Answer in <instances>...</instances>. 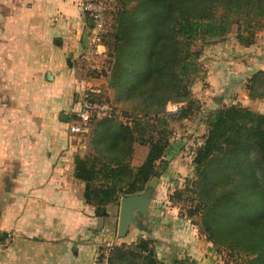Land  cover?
<instances>
[{"label":"trees","instance_id":"obj_1","mask_svg":"<svg viewBox=\"0 0 264 264\" xmlns=\"http://www.w3.org/2000/svg\"><path fill=\"white\" fill-rule=\"evenodd\" d=\"M105 2L104 56L98 67L86 69L89 78L99 81L92 85L98 92H89L88 98L107 102L111 110L91 117L82 135L86 152L74 158L83 198L103 221L122 196H150V180L168 167L170 123L182 126L202 113L191 87L202 72L203 49L229 36L247 46L264 29V0ZM84 16L91 28L88 12ZM245 88L250 99L264 101V67L247 78ZM168 103L176 107L169 110ZM201 115L205 133L190 155L193 177L168 199L186 195L190 205L179 213L197 226L222 264H264V113L234 102ZM136 144L147 150L133 166ZM102 227L103 222L96 231ZM107 261L166 264L156 256L153 239L142 236L113 244Z\"/></svg>","mask_w":264,"mask_h":264},{"label":"crops","instance_id":"obj_2","mask_svg":"<svg viewBox=\"0 0 264 264\" xmlns=\"http://www.w3.org/2000/svg\"><path fill=\"white\" fill-rule=\"evenodd\" d=\"M80 1L26 0L22 37L10 21L13 13L0 11V264H93L103 241L129 243L139 236L153 239L166 264H222L168 195L189 178L192 168L178 148L201 143V114L234 102L264 110V101L250 99L245 88L247 78L264 67V29L247 46L229 36L203 49L202 72L191 87L203 111L186 121L190 138L171 139L164 155L168 167L150 185L145 212L134 211L126 234L118 237V206L104 221L96 217L83 198L84 182L74 176V158L86 152V139L69 133L67 124L84 86L99 84L86 66L100 57L83 42L89 26ZM139 149L134 145L133 166L147 150L136 159Z\"/></svg>","mask_w":264,"mask_h":264},{"label":"built area","instance_id":"obj_3","mask_svg":"<svg viewBox=\"0 0 264 264\" xmlns=\"http://www.w3.org/2000/svg\"><path fill=\"white\" fill-rule=\"evenodd\" d=\"M84 11L92 21V27L89 28L87 37L90 43V52L92 56H104L105 47L101 43L100 34L106 31V7L105 0H84L81 3ZM91 68H96L98 65H89ZM89 92H98L91 85L86 84L80 96H77L78 106L75 109V118L69 119L67 124L68 132L71 134L82 136L87 132L91 117L97 118L107 115L111 110L110 105L105 101H95L88 98ZM174 104L172 108H175ZM113 246L111 241L105 240L100 247V258H96L93 264H108L107 258L109 249Z\"/></svg>","mask_w":264,"mask_h":264},{"label":"rangeland","instance_id":"obj_4","mask_svg":"<svg viewBox=\"0 0 264 264\" xmlns=\"http://www.w3.org/2000/svg\"><path fill=\"white\" fill-rule=\"evenodd\" d=\"M83 1L84 0L80 1V7L82 9V13L84 12V9L81 6V3ZM0 11L1 12L9 11V12L13 13L12 14L13 17H12V19H10V21L12 22V26L14 27L16 33H18V30L20 29V27H26V0H0ZM86 26H88V25L86 24ZM18 34H19L18 35L19 37H22L21 33H18ZM16 38H17V35H16ZM99 58H101V56ZM102 58H103V55H102ZM20 59H21V57H20ZM98 63H99V61H98ZM98 63H97V65H98ZM108 95L110 97H112V91H110V93ZM173 105L174 104L168 103L166 108L169 109V110L174 109V108H172ZM118 110H121L120 106L118 107ZM257 111H259V110H257ZM261 113H264V110L261 111ZM185 123L186 122L181 124L182 126H178V123H176V122H172V124L170 123V126L172 127L171 128V131H172L171 139H174V138L176 139V138L180 137V138H183V139L187 140L188 138L191 137L192 134H186L185 133V132H187L185 127H187L189 125L188 123H186L187 125H185ZM178 127H180V128H178ZM197 133H199V132L197 131ZM199 135L200 134H196L195 137L196 138L200 137ZM201 141H202V139H201ZM136 145L138 147H140V149L146 148L145 146H141V145H138V144H136ZM196 146L197 145H195L194 148H196ZM140 149L136 153V157H137L136 159L140 158V156L143 153V151H141ZM181 150L185 152L183 154L184 158L182 159V162L185 163L186 168L189 170L190 167L192 168V165L188 161H190V159H191L190 155L193 154V150L194 149H190V148L187 149L185 145H181V148L179 147L178 151L182 152ZM192 177H193V168L190 170V175H189L188 180H190ZM188 180L186 179V181H188ZM184 183H185V181H184ZM185 196L186 195H183L182 199H179V200L178 199H174V201H171L177 206L178 210L180 209L181 211H183V210H185L187 208L188 205H190V201L186 200ZM134 213L137 214V212H134Z\"/></svg>","mask_w":264,"mask_h":264},{"label":"water","instance_id":"obj_5","mask_svg":"<svg viewBox=\"0 0 264 264\" xmlns=\"http://www.w3.org/2000/svg\"><path fill=\"white\" fill-rule=\"evenodd\" d=\"M86 40H88V37L85 35L83 42L86 43ZM154 181H156V177L152 178L149 184L153 185ZM148 202L149 198L142 194L122 196L119 199L117 220L118 237H123L126 234L130 222L135 218L133 212L138 211L144 213Z\"/></svg>","mask_w":264,"mask_h":264},{"label":"bare ground","instance_id":"obj_6","mask_svg":"<svg viewBox=\"0 0 264 264\" xmlns=\"http://www.w3.org/2000/svg\"><path fill=\"white\" fill-rule=\"evenodd\" d=\"M88 41H89V39H88Z\"/></svg>","mask_w":264,"mask_h":264}]
</instances>
